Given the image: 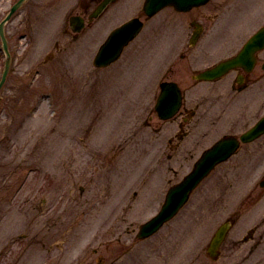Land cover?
<instances>
[{"label": "rangeland", "instance_id": "1", "mask_svg": "<svg viewBox=\"0 0 264 264\" xmlns=\"http://www.w3.org/2000/svg\"><path fill=\"white\" fill-rule=\"evenodd\" d=\"M15 1L0 0V22ZM100 1L27 0L5 25L13 62L0 88V264H264V243L255 251L248 241L264 198L255 211L247 202L264 177V135L219 164L157 233L137 236L203 150L264 116L260 67L252 77L261 80L242 92L225 87L234 73L193 77L264 25V0H211L152 18L144 0H118L75 33L69 17ZM134 16L145 20L141 34L117 62L95 67L110 31ZM192 20L203 25L196 44ZM4 67L2 51L0 79ZM165 80L184 98L167 120L155 110ZM185 105L194 112L182 136ZM238 210L213 259L211 236Z\"/></svg>", "mask_w": 264, "mask_h": 264}, {"label": "water", "instance_id": "2", "mask_svg": "<svg viewBox=\"0 0 264 264\" xmlns=\"http://www.w3.org/2000/svg\"><path fill=\"white\" fill-rule=\"evenodd\" d=\"M25 0H19L12 8L7 17L0 24V34L2 37L3 45L5 50L8 51L7 39L4 34V24L10 18V16L16 11V9L23 4ZM114 0H103L97 8L90 15L91 18L99 16L107 5ZM208 0H147L145 3V12L147 14H153L165 5H174L177 9L188 10L195 5H200ZM71 26L75 31H79L84 26V19L80 16H72L70 18ZM142 27V22L139 18H134L120 27L116 28L109 36L107 41L101 46L98 54L95 57L94 64L96 66H105L110 62L116 60L125 45L133 39ZM197 37V36H196ZM264 39V30L256 34L244 47L241 53L232 59L226 60L219 64L214 69L203 73L205 78H212L219 76L230 68L248 64L250 69L254 64L253 52L254 50L263 44V41L258 40ZM10 59L6 61L5 70L0 80V88L4 84L8 71H9ZM181 99L178 88L173 83H164L163 91L159 98L157 109L159 114L166 118L172 116L177 109L180 107ZM264 132V119L260 120L256 126L251 128L245 134L241 136L243 141H249L258 137ZM239 141L234 137H226L218 141L212 148L204 152L202 157L197 161L193 171L187 175L182 182L173 186L166 197V201L162 206L161 211L153 217L150 221L145 223L141 227L139 233L140 237L149 236L156 232L160 226L179 210L181 206L189 198L190 191L199 183V181L214 167V165L220 161L227 159L234 150L238 147ZM230 223H223L218 230L215 232L211 244L209 247L210 252L214 255L218 246L222 242L226 231L228 230Z\"/></svg>", "mask_w": 264, "mask_h": 264}, {"label": "flooded vegetation", "instance_id": "3", "mask_svg": "<svg viewBox=\"0 0 264 264\" xmlns=\"http://www.w3.org/2000/svg\"><path fill=\"white\" fill-rule=\"evenodd\" d=\"M192 24H193L194 30H195L196 22L192 20ZM190 39H189V42H190ZM181 59L184 60L185 57L183 55H181ZM256 68H259L258 70L264 71V50H261L260 52L257 53L256 64L252 70L249 71L245 67L241 66V67L236 68L235 70L228 72L226 75H229L230 73H234V75H233L232 81L230 83H227L225 85V87L230 86L227 89H231L232 91L234 90L237 92H242V91H244V89L249 88L250 85L252 86L256 82H259L261 80V77H260L261 73L257 77H252V74H254V72L257 71V70H255ZM226 75H224V76H222V77H220L214 81H203V82H216V81L222 80ZM262 79H264V77ZM193 112L194 111L189 109L186 105L184 106V109L182 110V119H181L180 124H179L180 131H182L181 135L182 134L185 135L187 133V131H185V129H184V127H185L184 125L189 123V117L193 116ZM184 114H186V115H184ZM263 155H264V151H263ZM261 160L263 162L264 157H263V159L261 158L259 162H261ZM248 190L250 192V193H248V197H247V202L249 203L248 206H251V210L255 211L256 208L259 209V207L262 205V204L261 205H259V204L263 201V198H264V177H260L254 185L249 186ZM234 216H235V218L231 219L233 221V227L236 225V222L239 220V217L242 216V213L238 210L234 213ZM262 223H264V217L259 219V223L258 224L256 223V225H253L250 229L248 241H251L252 249L255 251L259 247L261 248L262 244L264 243V230L259 232V230H260L259 227ZM233 227H232V229H233ZM231 230L226 234L224 241L228 237ZM224 241H223V243H224ZM223 243L220 246L219 255H220L221 247H222Z\"/></svg>", "mask_w": 264, "mask_h": 264}, {"label": "bare ground", "instance_id": "4", "mask_svg": "<svg viewBox=\"0 0 264 264\" xmlns=\"http://www.w3.org/2000/svg\"><path fill=\"white\" fill-rule=\"evenodd\" d=\"M27 183V182H26Z\"/></svg>", "mask_w": 264, "mask_h": 264}]
</instances>
